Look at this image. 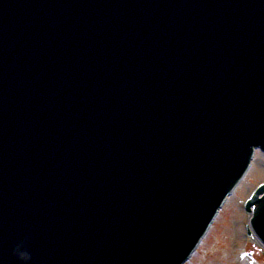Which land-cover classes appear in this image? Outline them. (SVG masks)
<instances>
[{
    "label": "water",
    "instance_id": "1",
    "mask_svg": "<svg viewBox=\"0 0 264 264\" xmlns=\"http://www.w3.org/2000/svg\"><path fill=\"white\" fill-rule=\"evenodd\" d=\"M255 146L264 0H0V264H183Z\"/></svg>",
    "mask_w": 264,
    "mask_h": 264
},
{
    "label": "rangeland",
    "instance_id": "2",
    "mask_svg": "<svg viewBox=\"0 0 264 264\" xmlns=\"http://www.w3.org/2000/svg\"><path fill=\"white\" fill-rule=\"evenodd\" d=\"M246 179L242 182L225 209L220 213L211 233L188 264H264V250L259 261L248 253L263 249L256 238L247 237L248 216L244 201L261 182H264V154L257 152ZM245 246V247H244Z\"/></svg>",
    "mask_w": 264,
    "mask_h": 264
},
{
    "label": "clouds",
    "instance_id": "3",
    "mask_svg": "<svg viewBox=\"0 0 264 264\" xmlns=\"http://www.w3.org/2000/svg\"><path fill=\"white\" fill-rule=\"evenodd\" d=\"M16 254L19 255L20 258L23 259V260H25V261L31 259L30 255H29L27 252L23 251V250H22L21 248H19V247L16 249Z\"/></svg>",
    "mask_w": 264,
    "mask_h": 264
},
{
    "label": "bare ground",
    "instance_id": "4",
    "mask_svg": "<svg viewBox=\"0 0 264 264\" xmlns=\"http://www.w3.org/2000/svg\"><path fill=\"white\" fill-rule=\"evenodd\" d=\"M252 167H253V165H252ZM252 167H251V168H252ZM249 171H250V170H249ZM248 173H249V172H248ZM241 184H242V183H241ZM240 186H241V185H240ZM226 205H227V203H226ZM226 205L223 207V210H224V208L226 207ZM219 215H220V213H219ZM219 215H218V217H219ZM218 217H217V219H218ZM217 219H216V221H217ZM216 221H215V223H216ZM215 223L213 224L212 228L214 227ZM212 228L210 229L209 233L211 232ZM209 233L207 234V236L209 235ZM207 236L205 237L204 241L206 240ZM204 241L202 242V244L204 243ZM192 258H193V257H192ZM192 258H191V259H192Z\"/></svg>",
    "mask_w": 264,
    "mask_h": 264
}]
</instances>
